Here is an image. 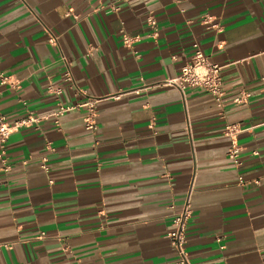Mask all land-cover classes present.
<instances>
[{"label": "crops", "instance_id": "crops-1", "mask_svg": "<svg viewBox=\"0 0 264 264\" xmlns=\"http://www.w3.org/2000/svg\"><path fill=\"white\" fill-rule=\"evenodd\" d=\"M193 43L221 65L220 107L159 85ZM0 74L5 122L35 118L0 160V264H174L166 233L187 199L192 264H264V0H0ZM88 99L94 130L75 107Z\"/></svg>", "mask_w": 264, "mask_h": 264}, {"label": "built area", "instance_id": "built-area-1", "mask_svg": "<svg viewBox=\"0 0 264 264\" xmlns=\"http://www.w3.org/2000/svg\"><path fill=\"white\" fill-rule=\"evenodd\" d=\"M122 1V0H118ZM176 3L182 0H174ZM112 10H118V6L113 5ZM146 26L149 29L147 32V36L155 38L158 35V25L155 17L149 13L146 16ZM217 26V25H215ZM123 45L125 47H132L133 43L139 39L138 35H130L128 33H122ZM57 37L55 35H50L49 42L56 44ZM67 68L63 74V79L67 82V86H74V80L70 72L71 62L66 60L64 56H62ZM220 69L221 65L217 63L210 62L207 57L204 55L202 49L197 43H193V56L192 62L189 64L183 65L179 72L170 78H166L159 83L162 86H174L178 88L181 92L184 91L186 87H199L210 93L213 98L215 104L220 107L223 105V96L224 90L222 88V82L220 77ZM9 77L7 75L0 74V83H9ZM55 92H59V89L55 90ZM249 94H243V96H236L233 98L235 103H240L243 99L242 97H246ZM97 99H88L83 103L77 104L75 107H83L84 109V117L83 122L84 126L87 130H94L96 128V109L95 104ZM72 107H67L60 105L57 110L53 113L56 117L55 123L59 125V118ZM35 118L29 116L24 119H20L15 121L13 124L9 125L5 122L4 116L0 113V160L3 162V167L8 168L9 165L5 164L4 154V144L7 141L9 135L16 130L17 128L26 125L29 121H34ZM226 134L231 139V149L229 151V157L236 160L237 154L239 152V147L235 143V136L241 130L237 127L236 124L227 123L225 125ZM45 160V159H42ZM44 169H47L45 164H42ZM239 181H242V177H238ZM191 215V209L189 204V199H187L186 203L183 207L175 212L172 215L170 228L166 233V237L169 240L170 245L176 250L177 258L174 264H192L187 255L186 247H185V231L188 223V219ZM2 246L7 247L6 245H2L0 243V249Z\"/></svg>", "mask_w": 264, "mask_h": 264}]
</instances>
